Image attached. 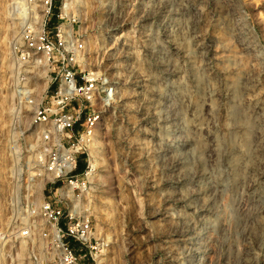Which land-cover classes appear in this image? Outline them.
I'll return each instance as SVG.
<instances>
[{"label": "rangeland", "instance_id": "rangeland-1", "mask_svg": "<svg viewBox=\"0 0 264 264\" xmlns=\"http://www.w3.org/2000/svg\"><path fill=\"white\" fill-rule=\"evenodd\" d=\"M12 1L0 0V264H56L58 250L42 235L49 225L28 205L54 201L62 181L41 193V179L29 186L33 108L27 122L11 109L20 107L21 89L38 105L52 74L44 62L14 61L24 12L13 13ZM55 6L50 26L72 23L84 66L117 90L95 136V170L85 175L81 155L75 174L86 184L68 196L71 212L92 227L88 247L69 243L80 262L264 264V0ZM200 230L196 247L186 244Z\"/></svg>", "mask_w": 264, "mask_h": 264}, {"label": "built area", "instance_id": "built-area-1", "mask_svg": "<svg viewBox=\"0 0 264 264\" xmlns=\"http://www.w3.org/2000/svg\"><path fill=\"white\" fill-rule=\"evenodd\" d=\"M56 2L19 0L12 4L13 12H24L20 42L14 48L16 61L39 65L36 62L41 64L45 59L52 74L31 116L34 141L28 148V184L32 187L38 179H45L46 188L62 181L61 187L65 189L59 193L61 187L55 189L54 201L43 199L38 205H28V213L40 215L48 223L49 229L42 235L51 239L58 250L56 264H82L69 243L88 247L92 227L88 218L71 212L74 206L69 207L68 187L72 195L78 186L85 187L86 183H80L82 178L75 174L78 162L81 155H87L88 162L89 149L105 112L117 101V90L115 81L107 74L84 66L85 45L72 23L50 26L54 23L51 17ZM61 11L64 9L59 7L56 14L59 19ZM24 91L18 90V95H24ZM65 210L70 211L65 213ZM21 234L30 237L31 226H26Z\"/></svg>", "mask_w": 264, "mask_h": 264}, {"label": "bare ground", "instance_id": "bare-ground-1", "mask_svg": "<svg viewBox=\"0 0 264 264\" xmlns=\"http://www.w3.org/2000/svg\"><path fill=\"white\" fill-rule=\"evenodd\" d=\"M17 0H13L12 1V3H11V5L12 4H14L15 2H16ZM12 8V7H11ZM63 8V7H62ZM12 11H13V9H12ZM13 13H15V12H13ZM40 21H42V18H41V20ZM10 30L11 31H15V28H17L16 26H17V21L15 20V19H13L12 18V22H11V24H10ZM18 35V34H17ZM20 39V36H18V40ZM13 58V57H12ZM14 59V61H15V58H13ZM42 61V60H41ZM42 62H44V65H46V61H45V59L42 61ZM36 63H40L39 61L38 62H36ZM35 66H38V65H35ZM34 68V67H33ZM16 69H17V67H16ZM18 69H20V67L18 66ZM21 71V70H20ZM25 73V72H24ZM18 99V103H20L19 104V108L17 107V109H15L14 107L13 108H11V109H14L15 111H14V113H12V114H14L19 120H21L22 122H27V120H28V112L30 111V109L31 108H35L36 106H37V102H38V100H37V98L36 99H33V97L32 98H28V96H26V95H24V96H22L21 97V95H20V98H17ZM2 104V103H1ZM17 104V103H16ZM6 105V104H5ZM3 106H4V104H3ZM18 106V105H17ZM5 109V108H4ZM3 107H2V109H1V111H0V122H3V119L5 118H3ZM232 113H233V116L234 117H236V118H239V117H241V116H243V106H237V108L235 107L234 109H233V111H232ZM171 146L172 145H174V144H170ZM96 146H95V139H94V141H93V143H92V148H91V150H90V152L88 153V160H89V165H88V168H90L89 170L90 171H87V175H92L93 174V172H94V170H95V167H96V165H97V155H96V153H97V150H96V148H95ZM162 150H164V149H166L165 147H162L161 148ZM160 149V150H161ZM44 184H45V179H41V180H39L38 182H37V187H38V189H39V192L41 193V190H42V188H43V186H44ZM70 188V187H69ZM68 188V189H69ZM63 190H65L64 189V187H61V188H59L58 190H57V192H63ZM70 189L68 190V195H70ZM36 204L38 205V201L36 202ZM35 222V221H34ZM212 224V223H211ZM204 236V234H203V230H200V231H197V232H195V233H193V234H189V236H187L186 237V239H185V242H186V244H188V245H191L192 247L193 246H195L196 247V244L198 243V241L199 240H201V238ZM26 247H27V241H26V239L25 238H22L21 240H20V242H19V254L18 255H22V254H24L25 253V251H26ZM194 248V247H193ZM28 249V248H27ZM188 251L189 252H191L190 254L192 255V256H195V255H198V254H200L201 253V250H196V251H194V252H192L191 251V247H189L188 248ZM196 257V256H195ZM194 257V258H195Z\"/></svg>", "mask_w": 264, "mask_h": 264}]
</instances>
